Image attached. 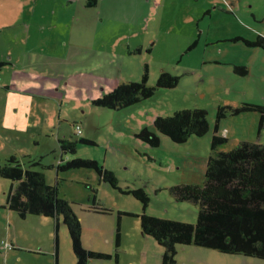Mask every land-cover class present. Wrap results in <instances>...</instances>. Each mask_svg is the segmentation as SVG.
<instances>
[{
  "label": "rangeland",
  "instance_id": "obj_1",
  "mask_svg": "<svg viewBox=\"0 0 264 264\" xmlns=\"http://www.w3.org/2000/svg\"><path fill=\"white\" fill-rule=\"evenodd\" d=\"M34 1L14 0L0 7V18L12 16L13 20L12 28L0 33V63L6 59L13 62L0 69V164L9 156L25 162L24 153L45 157L54 165L43 171L47 184L60 180L59 196L73 205L83 227L85 248L112 253L111 264H115L117 253L119 264H161L164 249L151 236L142 234L141 214L195 224L198 206L176 201L168 187L203 183L218 106H264V69L248 68L242 77L233 68V64H246L243 57L250 56L251 64L264 61V50L256 48L259 51L254 57L251 47L245 46V55L237 53L229 62L217 63L214 60L225 58L214 56L216 48L205 51L207 30L217 29L225 35L234 28L227 21L229 14H234L251 25V32L264 35V0H242L237 8L228 0H214L221 10H216L213 20L206 15L200 22L204 34L190 50L189 39L195 37L202 18L196 3L209 8L213 0H98L96 8L83 9L77 0L71 4L67 0H40L35 7ZM139 45L143 52L128 54ZM239 47L243 50L244 46ZM144 67L149 87L155 86L163 71L176 75L180 82L172 89H157L154 97L123 110L92 104L115 85L141 81ZM195 108L208 112L211 129L205 136L175 144L156 132L161 141L157 147L136 136L143 128L154 131L158 116ZM259 116L246 112L227 117L219 132L227 138L222 150L234 148L243 139L264 145V127L258 137ZM77 123L81 124V134L95 145L78 144L76 153L62 154L58 140H79L74 132ZM75 158L98 161L114 172L120 187L142 188L149 197L146 210L140 200L101 181L95 170H56L59 164ZM11 189L12 182L0 178V242L12 239L30 246L37 242L47 250L46 256L22 264H49L54 258L49 252H53L58 236L60 264H75L68 228L62 220V228L56 231L53 219L37 215V221L34 216L23 220L8 211L6 197ZM94 196L112 211L93 212ZM125 212L135 216H118ZM4 254H0V264H19L3 262ZM176 260L177 264H264L257 258L197 246L180 247Z\"/></svg>",
  "mask_w": 264,
  "mask_h": 264
},
{
  "label": "trees",
  "instance_id": "obj_2",
  "mask_svg": "<svg viewBox=\"0 0 264 264\" xmlns=\"http://www.w3.org/2000/svg\"><path fill=\"white\" fill-rule=\"evenodd\" d=\"M228 1L235 4L240 0ZM93 4L96 5L97 0H88V7ZM197 39L191 42L189 50L196 46ZM227 41L240 42L246 47L264 50L263 35L257 36L254 41L237 36ZM140 52L142 48L137 47L128 54L137 55ZM149 52L151 49L147 50V53ZM4 65L6 62L0 63V69ZM146 67L141 81L115 85L109 93L94 99L92 104L101 109L119 111L154 97L157 89H172L180 82L176 75L163 71L159 74L155 86L149 87ZM233 68L236 75L244 77L248 73V67L245 65H234ZM246 112L260 113V130L264 122V106L246 103L237 108L229 105L218 106L211 136V153L206 162L203 183L168 187L169 193L176 201H187L198 206L195 224L158 219L147 215L146 212L141 214L142 234L151 236L164 249L161 264H177L178 250L185 246L215 249L224 254L245 255L264 260V145L244 140L234 148L223 151L227 138L218 131L222 120ZM207 114L205 109L195 108L180 110L167 117L158 116L153 123L155 132L143 128L136 136L151 147H157L161 142L157 133L170 138L175 144L186 143L192 137H202L209 133L211 128ZM79 137L80 139L74 142L69 139L58 140L62 154L76 153L78 144L95 145L92 139L81 137V134ZM22 158L25 162L9 156L4 159V164H0V178L9 179L13 185L6 197L5 207L23 220L36 215L52 217L57 222V228L58 220L61 219L68 228L71 250L76 258L75 264H88L93 259L110 258L109 254L98 253L82 245L81 221L73 205L59 196L60 180H56L55 185H48L43 173L54 165L47 163L45 157L24 155ZM78 169L95 170L101 181L110 184L117 192L132 195L140 200L143 211L146 210L149 197L144 190L120 187L114 172L96 160L75 158L59 164L56 170L66 172ZM91 210L97 214H108L112 211L101 205L96 196L92 200ZM123 214L135 216L127 212L119 213L118 216ZM58 243L56 236V248ZM115 259L117 264V254Z\"/></svg>",
  "mask_w": 264,
  "mask_h": 264
},
{
  "label": "crops",
  "instance_id": "obj_3",
  "mask_svg": "<svg viewBox=\"0 0 264 264\" xmlns=\"http://www.w3.org/2000/svg\"><path fill=\"white\" fill-rule=\"evenodd\" d=\"M39 1L40 0H35L33 2V6L35 7V5L39 3ZM67 2H68V4H71V3L74 2V0H67ZM87 2H88V0H77V3H78V5L80 6L81 9H83V8H96L99 5V1L98 0H97V4L96 5L93 4L91 7H88ZM165 2H166V0H165ZM7 3H9V4L14 3V0H0V7H6L7 6ZM209 3H210V7L209 8L208 7H205V5L203 6V5H200V4L196 3L197 8L200 9V12H201L200 14L202 15V18H201V20L198 21L199 23H197V25H196L197 33H196L195 37H193L192 39H189L190 42H193L194 38L195 39L198 38L196 45H198L200 43L199 42V39L204 34L203 31L200 30V28H201L200 27V24H201L200 22H203L204 17L206 15L208 16L207 19H212L213 20L214 17H215V14L217 12L216 10L219 9L215 5L214 0L213 1H210ZM232 5H234L235 8H237L239 6H242V0H240L239 2H236L235 4H232ZM219 10H221V9H219ZM229 15H231L232 17L231 16H228V19L229 20H227V21L230 24L232 22L234 24V28H230L229 32L226 33L225 35L222 34L221 32H218L217 29L214 30V31H212L210 28H208L206 35H207V37L209 39H205L204 40V43L206 45V48L208 49V50L205 49L206 52H208V51L216 48L215 51H214L215 52L214 56L215 57L225 58L223 61H221V60L218 61L217 59L214 60L215 62H218L220 64H224L223 62H229L230 57H232L233 55L234 56L238 55L237 53H241L242 55H245V53H246V49H245V46L244 45H243L244 46L243 47V50H240L239 44L242 45V43H240V42H238V43L237 42H228L227 40H230V39H232V38H234L236 36L237 37H242V38H245V39H252L253 40L258 35H263L259 31L251 32V28H250L251 25L250 24H248V26H247L246 22L240 21V19L236 18L234 16V14H229ZM251 16L253 18H255L253 13H251ZM1 18H0V21H1L0 22V33H3L4 34L6 29H8L10 27L12 28V24L11 23H13V20L11 19L12 16H10L9 18L4 19V20H2ZM231 18H234V20H231ZM235 26H237V27H235ZM221 27L222 26H220L219 29H221ZM246 30H248L250 33L246 34ZM252 35L254 36V38L252 37ZM219 46L222 47L221 50L218 48ZM137 47H141L142 48V52L144 51V47L143 46L139 45ZM137 47H134L133 49H135ZM18 49L19 48H17V50ZM250 51H251L252 56H254V55H257L256 53L259 50H256V49H252L251 48ZM254 57H256V56H254ZM243 59L246 62V64L237 63V64H233V65H236V66L245 65V66H247L251 70H262V69H264V61L263 60L260 61V62H256V64H255V62H252V64H251V62H249L250 56H249V58H244L243 57ZM3 62H6V65H13L12 64L13 62L11 61V59H8V60L6 59V61L4 60ZM225 120L226 119L222 120V122L220 124V127L218 129L219 132H220V129L223 130L225 128L224 127V121ZM263 127H264V122H263V126H262V128L260 130L261 132L259 131L258 137H261V134L263 133L262 132L263 131ZM81 136H83V134H81ZM63 139H66V138H63ZM69 140H70V138H69ZM244 140H246V139H243L242 141H244ZM248 141H251V140H248ZM256 142H258V141H256ZM24 155L26 156L28 154H25L24 153L21 156L23 157ZM45 178H46V176H45ZM36 216H34L35 219H33L35 221H37L36 220ZM47 219L52 220V217H48ZM53 220L55 221V223H57L55 219H53ZM60 220L61 219L58 220V228H57V231H60V229L63 226L61 224ZM82 229H83V227H82ZM82 229H81V237H82V242H83V235H82L83 230ZM58 241H59V239H58ZM4 243H6L9 247H5L4 246ZM59 243H58V247L57 248L54 246L53 252H51V251L49 252V254H53V257H54L52 259L53 262L52 263L50 262L49 264H60L61 254H60ZM30 244L31 243L24 244V245L23 244H19V243H16L15 241H13L12 239H10L9 242H7V240L6 241L3 240L2 243L0 242V245H1L0 246V254H3V252H5L4 255H6V257L3 258V262H6L7 263V261L10 260L13 263L15 262V263L22 264L25 261L33 260V258L38 259V258H43V257L46 256V254H45V250L46 249L43 250V248L40 246V244H37V242L32 243V246H30ZM86 249H88V248H86ZM90 250H92V249H90ZM92 251H96V250H92ZM98 253L107 254L104 251H99ZM109 255H110V258H108L106 260L108 261L107 262L108 264H111V260H112L111 259V256H112V253L111 254L109 253ZM117 257H120L118 253H117ZM73 258L76 259L74 256H73ZM94 261H95V259L90 260L88 262V264H95ZM97 261H102V260H97ZM117 263L119 264V260H118Z\"/></svg>",
  "mask_w": 264,
  "mask_h": 264
},
{
  "label": "built area",
  "instance_id": "obj_4",
  "mask_svg": "<svg viewBox=\"0 0 264 264\" xmlns=\"http://www.w3.org/2000/svg\"><path fill=\"white\" fill-rule=\"evenodd\" d=\"M74 132H75V135H77V136H79L81 134V128L79 125L74 126ZM4 246L9 247L6 243H4Z\"/></svg>",
  "mask_w": 264,
  "mask_h": 264
},
{
  "label": "flooded vegetation",
  "instance_id": "obj_5",
  "mask_svg": "<svg viewBox=\"0 0 264 264\" xmlns=\"http://www.w3.org/2000/svg\"><path fill=\"white\" fill-rule=\"evenodd\" d=\"M258 36H259V35H258ZM255 39H256V38H255ZM255 39H253V40H252V39H248V40H252V41H254ZM251 48H252V47H251ZM252 49H256V48H252Z\"/></svg>",
  "mask_w": 264,
  "mask_h": 264
}]
</instances>
